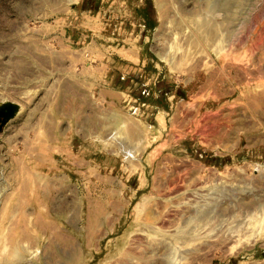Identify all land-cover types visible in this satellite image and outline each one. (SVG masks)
I'll return each mask as SVG.
<instances>
[{"label": "rangeland", "instance_id": "rangeland-1", "mask_svg": "<svg viewBox=\"0 0 264 264\" xmlns=\"http://www.w3.org/2000/svg\"><path fill=\"white\" fill-rule=\"evenodd\" d=\"M9 105L0 264H264V0H0Z\"/></svg>", "mask_w": 264, "mask_h": 264}, {"label": "crops", "instance_id": "crops-1", "mask_svg": "<svg viewBox=\"0 0 264 264\" xmlns=\"http://www.w3.org/2000/svg\"><path fill=\"white\" fill-rule=\"evenodd\" d=\"M119 55L121 61H124L126 64L134 67L141 63V57L139 54L133 52V47H127L126 49L119 50ZM119 93V92H118Z\"/></svg>", "mask_w": 264, "mask_h": 264}, {"label": "water", "instance_id": "water-1", "mask_svg": "<svg viewBox=\"0 0 264 264\" xmlns=\"http://www.w3.org/2000/svg\"><path fill=\"white\" fill-rule=\"evenodd\" d=\"M16 114V109L13 105H9L0 110V131Z\"/></svg>", "mask_w": 264, "mask_h": 264}]
</instances>
